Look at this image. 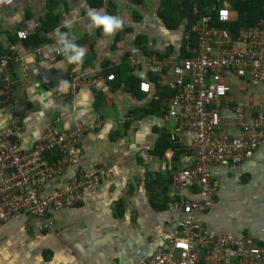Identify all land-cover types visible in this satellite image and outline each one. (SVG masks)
<instances>
[{
  "label": "crops",
  "instance_id": "obj_1",
  "mask_svg": "<svg viewBox=\"0 0 264 264\" xmlns=\"http://www.w3.org/2000/svg\"><path fill=\"white\" fill-rule=\"evenodd\" d=\"M168 2L142 0L137 6L105 0L94 8L90 0H17L0 9V57L13 56L15 82L12 100L0 107V134L16 117L22 126L19 143L31 149L48 125L67 134L83 129L75 155L43 195L80 172L100 182L93 191L85 190L76 206L53 211L49 229L32 216L1 225L0 264H139L165 249L167 235L178 229L182 211L170 203L200 200L197 189L172 184L173 175L196 164L192 131L183 130L179 144L170 139L176 122L167 103L174 92L164 82L173 79L172 71L158 82L160 77L148 70L151 56L170 57L174 64L182 57L185 24L167 27L161 13ZM88 9L120 17L122 28L103 36L88 24ZM65 20L86 56L82 64L60 68L54 66L59 57L51 61L42 51L56 47L53 32L65 31ZM23 29L42 44L18 39ZM225 76L234 104L220 108L221 131L235 138L234 108L240 105L251 121L264 104V82ZM75 77L81 85L73 90ZM142 82L149 84V93L140 91ZM210 181L213 208L198 220L212 234L250 235L264 250V142L236 166H212Z\"/></svg>",
  "mask_w": 264,
  "mask_h": 264
},
{
  "label": "built area",
  "instance_id": "obj_2",
  "mask_svg": "<svg viewBox=\"0 0 264 264\" xmlns=\"http://www.w3.org/2000/svg\"><path fill=\"white\" fill-rule=\"evenodd\" d=\"M17 0H0V9L13 7ZM194 27L197 45L187 48L192 56L181 58L175 64L170 57L149 58L148 70L163 82L168 71L173 79L164 82L174 94L168 101V115L176 122L170 135L172 143H180L183 130L194 133L191 149L196 164L173 175L172 184L179 189H197L200 200L173 201L171 208L182 211L178 229L167 235V247L139 264H264V250L250 235L232 233L212 234L198 220V216L213 208L214 185L211 167L236 166L254 156L264 142V104L260 105L251 121L244 119L240 105L234 109L238 117L239 135L231 138L221 131V107L234 104L231 86L225 76L231 73L240 83L264 82V20L254 28L234 35L230 23L237 18L228 6L211 11L215 17L199 14ZM29 31H18L17 37L26 40ZM51 61L58 57L55 47L42 51ZM12 55L0 57V107L12 100L15 82L11 75ZM115 77H108L113 81ZM81 82L73 80L76 89ZM139 89L150 92L148 83ZM21 122L14 118L10 127L0 134V222L26 216L43 220L41 228L49 229L48 216L55 210L74 207L84 198V191H93L99 184L97 176L80 172L64 187L43 195L44 187L60 176L75 155L83 129L73 134L61 133L48 125L41 139L31 148L19 143ZM59 154V155H58ZM59 156L50 161L51 156Z\"/></svg>",
  "mask_w": 264,
  "mask_h": 264
},
{
  "label": "trees",
  "instance_id": "obj_3",
  "mask_svg": "<svg viewBox=\"0 0 264 264\" xmlns=\"http://www.w3.org/2000/svg\"><path fill=\"white\" fill-rule=\"evenodd\" d=\"M105 0H90V5L94 8L102 5ZM130 3L140 6L142 0H126ZM200 8L199 14H206L215 17L216 13L211 11L214 6L218 9L228 6L231 11L235 12L237 18L230 23V29L234 35H238L243 30L257 27L264 20V0H169L166 10L161 13L168 28L177 29L182 23L185 24V35L182 49V57L192 56V52H188L187 48L194 49L197 45V34L194 27L198 21V17L193 14L194 5ZM143 40L142 38L138 39ZM26 43H32L38 47L42 44L36 37L28 38ZM159 59L163 56L156 55ZM59 155V154H58ZM51 156L50 161H57L59 156ZM252 237V236H251ZM253 238V237H252ZM254 239V238H253ZM256 242L257 240L254 239ZM258 243V242H257ZM259 245V243H258Z\"/></svg>",
  "mask_w": 264,
  "mask_h": 264
},
{
  "label": "clouds",
  "instance_id": "obj_4",
  "mask_svg": "<svg viewBox=\"0 0 264 264\" xmlns=\"http://www.w3.org/2000/svg\"><path fill=\"white\" fill-rule=\"evenodd\" d=\"M85 15L90 27L92 29H98L105 37H111L114 32L119 31L123 26V21L120 17L103 14L95 9H88ZM63 27L66 29L65 31H61L57 28L53 32V38L56 46L55 51L59 57V60L56 61L54 66L61 68V66L66 65L82 64L86 56L85 47L78 44L76 42V38L70 35L67 30L70 27V21L65 20ZM63 83L66 82H61V84Z\"/></svg>",
  "mask_w": 264,
  "mask_h": 264
},
{
  "label": "rangeland",
  "instance_id": "obj_5",
  "mask_svg": "<svg viewBox=\"0 0 264 264\" xmlns=\"http://www.w3.org/2000/svg\"><path fill=\"white\" fill-rule=\"evenodd\" d=\"M5 223H7V222H0V226L3 225V224H5ZM43 229H45V228H43ZM45 230H46V229H45Z\"/></svg>",
  "mask_w": 264,
  "mask_h": 264
}]
</instances>
